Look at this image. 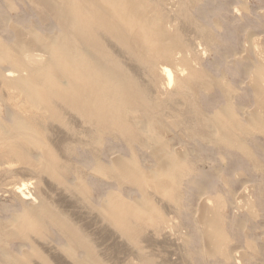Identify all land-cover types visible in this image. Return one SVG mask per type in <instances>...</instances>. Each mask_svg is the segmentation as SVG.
<instances>
[{
    "label": "rangeland",
    "instance_id": "rangeland-1",
    "mask_svg": "<svg viewBox=\"0 0 264 264\" xmlns=\"http://www.w3.org/2000/svg\"><path fill=\"white\" fill-rule=\"evenodd\" d=\"M167 1V5L161 9L165 28L167 27L169 36L173 37L177 46L180 47L182 43L184 45V50H181V47L180 49L178 47L180 51L176 48L174 50L176 51L174 55L179 51L178 55L181 57L175 60L176 63L173 60V64L167 66L172 76L171 86L164 87L167 90L157 91L158 83L165 80L159 76L154 80L146 68L141 67V64H135V66L141 67V70L138 66L134 68L135 66L132 65L134 61L128 65L133 70L129 67L126 69L127 76H134H131L130 79L135 83H137V79L139 80L136 86L139 88L138 91L142 89L139 93L148 103L149 111L146 112V115L142 110L141 113L135 114L138 122H144V124H138L141 129L136 130L133 124L127 120V130L106 129L101 137L94 138L95 133L92 125L89 126L92 131L90 137L84 128L88 125L81 123L79 118H74L77 116L73 117L67 112L65 114L63 110L59 109V113L60 111L63 113L60 115L61 119L55 121L50 119L45 122L43 140L49 143L45 146L47 149L50 147L48 150L55 158L57 168L59 167L58 169H62L61 171L66 174L62 173L66 177H63L64 179L60 177L64 181L63 184L59 179L56 181L48 175L47 177L41 169L39 170V167L32 166L31 160L35 157L36 152H30V156L26 159L14 157L4 146L2 147L4 143L1 141L4 140L0 139V264H38L39 262L40 264H74L73 259L83 256L80 251L71 253L63 250V234L56 228L49 231L47 229L45 234L42 231L40 236V230L37 232L38 229L37 233L27 230V234L29 231L31 232L22 238L26 236L28 239L30 236L28 239L30 241L26 238L23 242L18 239L10 240V238V241L6 240L7 233L13 231L11 221L14 215L22 213L23 209L33 208L35 205H33L32 199L23 200L19 194L14 192L22 183L24 185L28 183L25 194H29V198H36L35 201L41 199L48 206L52 204L56 210L58 209L55 211L51 206L55 213L60 211V208L62 211L58 212L59 217L64 221L66 219V222L69 218L68 224L72 227L75 225L81 227L82 234L80 233L82 230L77 229V226L74 229L82 235V238L86 234L90 235L91 239L87 235L85 236L89 242L84 241L88 242L87 246L93 257L103 261L99 260L100 264H264V106H262L264 104V98H262L264 97V0ZM151 2L152 4L156 3L155 0H151ZM184 4L187 6V11H185ZM166 7L167 9H165ZM180 9L184 10L186 14H181L183 11L180 12ZM12 25L24 29L31 28L44 34L55 31V28L49 23L41 25L37 22V17L31 12V7L26 0H0V42L5 45L11 43L10 32L13 27H10ZM112 55L115 56L116 61L118 60L120 70L125 72V67H127L125 65L129 58L127 57L128 60H126V57L122 58L124 54L116 55L113 51ZM119 59L122 61L120 62ZM186 63L189 66L185 65ZM0 71L2 74H7L9 67L5 64L0 65ZM140 75L141 77H138ZM142 78L150 80H146V82ZM187 85H192L191 91H194V88L196 92L192 93ZM258 86L261 91L263 90L261 96ZM1 87L0 82V118L9 122L13 117L11 105L20 104L22 98L16 90L4 91L5 89ZM177 87L178 89H176ZM255 87L258 88V91L255 90ZM256 92L259 94L255 95ZM159 95L164 97L163 102ZM8 96L13 98L11 100L13 103L8 101ZM159 99L162 100L158 101ZM166 99L167 101H165ZM15 100L20 101L16 102ZM168 100L171 101L168 102ZM227 113L229 116L226 115ZM222 116L223 118H221ZM219 117L222 121L225 120L224 123L219 120ZM168 118L173 126H170ZM65 120L67 123H64ZM58 121H63V124L58 125L59 128L57 127ZM74 121L75 123H73ZM212 122L217 125H212ZM160 123L162 126L158 125ZM220 123L222 129H220ZM61 125L70 129L63 128L61 131ZM78 126L80 127L78 128ZM209 129H211L210 133ZM229 131L231 132L229 133ZM67 132L73 135H69ZM73 132L77 137L81 135L79 139ZM225 132L228 134L223 135ZM232 133L235 134V137ZM226 136L229 137L228 140ZM156 138L160 139L163 147ZM149 140L153 141L152 145ZM157 143L163 148L161 155H158L161 157L167 155L165 157H170L167 158L170 163L164 174H158V180L156 179L157 173L151 175L157 181L149 177L153 181H151L152 185L154 183V186H151L146 175L150 172L154 173L158 168L156 159L160 157L152 153L157 149ZM116 158L122 162L127 161V165L129 162L131 166L133 165V168L129 165L128 172L133 171L132 169L135 172V168L138 169L137 172L142 171L144 174L141 173L145 175L143 178L148 179L150 188L145 179L142 183L139 181L137 184L135 176L133 181H123L126 176H129L128 172L127 175L125 173H118L120 176L117 173L114 174L113 163L116 162ZM178 158H181L180 162ZM99 162L103 165V171H98L96 167ZM22 167L27 168V173ZM31 172L32 174H30ZM137 172L131 173L135 175ZM165 174L172 175V177L166 178ZM132 176L131 178H133ZM136 176V179H139V173ZM131 178L130 180H132ZM160 179L164 181H160ZM155 182H161V184L166 182L164 191L160 192L161 190L157 188L161 185ZM156 184L159 186L155 187ZM81 185L84 190L77 188L75 192L76 187H81ZM162 187L161 189H163ZM85 194L87 195L85 196ZM114 196L124 201L128 200L127 202L130 204L139 201L138 203L142 205L143 202L142 209L144 210H139L140 212L136 213V217L139 216L140 220L137 218L139 220L137 221L133 218L129 221L131 224L128 227L131 226V229L127 228L128 230L122 232L111 224L112 222L108 223L110 221L107 219L102 220L104 228L99 226L101 220L97 219V217L99 218L96 210L97 205L102 199ZM99 197L100 199H98ZM55 202L60 205L57 206ZM29 204L33 206H29ZM23 205L25 206L23 207ZM61 205L65 207L63 208ZM36 206L38 205L36 204ZM74 212L76 213L74 214ZM87 212L91 214H87ZM66 213L67 215H65ZM144 217L147 219L143 220ZM24 232L26 233V231ZM19 233L22 235L23 232ZM85 237L84 239H86ZM28 242L34 243H30L31 246ZM46 242L47 244H45ZM15 259L18 260V263H14ZM71 261L74 262L71 263Z\"/></svg>",
    "mask_w": 264,
    "mask_h": 264
},
{
    "label": "bare ground",
    "instance_id": "bare-ground-1",
    "mask_svg": "<svg viewBox=\"0 0 264 264\" xmlns=\"http://www.w3.org/2000/svg\"><path fill=\"white\" fill-rule=\"evenodd\" d=\"M26 2L29 3V5L31 7V12H33L35 14V16L37 17V22L41 25L49 23V25H51L52 27L55 28V31L53 33H50V34H44V33H39V32H37L31 28L24 29V28H18V26L16 27L15 25H14L15 27H13V25H12L11 27L9 26L10 28L13 27L11 29V32H10L11 43L8 45H5V44L0 42V65L5 64L9 67V72L7 74H2L0 71V82L2 84V87L5 89L4 91L9 90V89L10 90H16L22 98V100L19 98L21 100V102H19L20 104H18V105L12 104L10 107L11 114L13 116L11 118V121L5 122L0 118V139L4 140V141H1L4 143V145L2 144V147L4 146L5 149H7V151L10 152V154H12L14 157H17V158L20 157L21 159H26L30 156V152H32V153L36 152L35 157L31 160V163H33L32 166H35L36 168L39 167V170L41 169L46 174V176L48 175L49 177H51V179H55L56 181L59 179V180H61V183H62L64 181L62 179H60V177L63 178V177H65L66 174H65V172L61 171L62 169L59 170L58 169L59 167L57 168V163L54 160L55 158L52 156V154L48 150L50 147L47 149L45 146V144L49 145V143H46L45 140H43V135L45 132L44 131L45 129L43 127H44L45 122H47L50 119H52V120L54 119V121L59 120V119H61L60 115H63V113L66 114V112H67L68 115L70 113L71 115H73V117L77 116L74 118H76V119L79 118L81 120V123L83 122L85 125H88L86 127L84 126V128H85L86 134H88V135L90 134V137L92 136V134H91L92 131H91V128H89V126L91 127V125H92L94 128V133H95L94 138L101 137L106 129L107 130L108 129L109 130L118 129L121 131L127 130L126 129L127 120H129L133 124V127L136 130H138V128L141 129V127L138 126V124L140 122L137 121L135 114L141 113V110H142L143 112H145V115H146V112L149 111L147 109L148 103L146 102L147 100L145 99L146 100L145 101L143 96L139 93V91H141L142 89L138 91L139 88H137V86H136V84L138 83L139 80L138 79L136 80V78H135V80L137 81V83H135L132 79H130V77L133 75H131L130 77L127 76L126 72H128V71H126V69L129 67L128 65L134 61L135 63L133 62L134 64L132 63V65L135 66L136 63H138V65L141 64V67L142 66L145 67L147 72L152 75L154 80L157 79L158 76L162 77L165 81L159 82L158 86L155 85L156 90L159 92H160V90L161 91L167 90L164 87H169L170 83L172 82V80H171L172 76L170 75V72H169L170 70L168 69L169 67H167V66L173 64V62L179 57V55H178L179 54L178 52L180 51L179 49L181 47V50H182L184 45L180 41L182 43V45L180 43L181 46L180 47L177 46L175 44L176 42L173 39V37L171 38L169 36L168 31L166 29L167 27L165 28L164 15L162 14L161 9L167 5L166 4V2H168L167 0H155V2H156L155 4H152L151 0H26ZM169 3H170V1H169ZM172 4H174V2ZM181 5H183V4H181ZM23 6H24V4H23ZM184 6H185V4H184ZM186 7L187 6H185V8ZM182 8L184 9V7H182ZM165 9H167V7ZM182 11L183 12L187 11V8L185 11L181 10L180 12H182ZM183 12L181 14L185 15L186 12L185 13H183ZM26 13H27V11H26ZM28 14H29V12H28ZM237 15H238V13H237ZM182 18H183V16H182ZM174 23H176V22H174ZM185 24H186V22H185ZM212 25H214V24H212ZM210 38H212V37H210ZM177 42H178V40H177ZM178 47H179V49H178ZM175 48L177 50H179L176 54L177 56L174 55L176 53V51H174V50H176ZM112 51L116 55H118V54L123 55L124 54V57H122V58L126 57L125 58L126 60H128L127 57L129 58V61H127V65H125V66H127V67H125V72H122L120 70V68L118 67V64H119L117 62L118 60L116 61L115 56L112 55ZM36 53H38V54H36ZM117 59H118V57H117ZM119 60H120V62L122 61L121 59H119ZM128 62H130V63H128ZM175 63H176V61H175ZM123 64H124V62H123ZM132 65H130V66H132ZM138 65H136V66H138ZM185 65H187V63ZM136 66L134 68H137ZM187 66H189V65H187ZM129 68H131V67H129ZM138 68H139V66H138ZM140 68H139V70H141ZM122 70H123V68H122ZM134 71L136 73V70H134ZM134 71H133V73H134ZM130 72H131V70H130ZM143 72L147 73L146 71H143ZM135 73H134V75H135ZM182 73L184 74V72H182ZM177 76H178V74H177ZM138 77H141V75ZM183 78H185V77H183ZM142 79H144V78H142ZM146 80H148V78ZM140 82L143 83V81H140ZM178 82H179V80H178ZM181 82H182V80L180 81V83ZM190 82H191V80H190ZM144 84H145V82H144ZM181 85H182V83H181ZM257 85H259V83ZM139 86H140V84H139ZM184 86H185V84H184ZM184 86H183V89H184ZM189 86H188V88H190V91H191L192 85H189ZM185 88H186V86H185ZM255 88H256L255 90L258 91L259 86H258V88L257 87H255ZM176 89H178V87ZM146 90H147V88H146ZM193 90L194 91H191L192 93L196 92V90L194 88H193ZM2 91H3V89H2ZM259 91H261L260 88H259ZM262 91L260 94L256 92L255 95L259 94L261 96ZM8 92H10V91H8ZM11 92H13V91H11ZM151 95H153V94L151 93ZM14 96H16L15 93H14ZM20 96H18V97H20ZM154 96H155V94H154ZM10 97H12V96H10ZM8 98H9V96H8ZM8 98H6V99H8ZM160 98L163 99L164 97L160 96ZM262 98H264V97H262ZM11 100H13V98H9L8 101H11ZM20 100H15V101L17 102ZM154 100H152V101L155 102ZM161 100L159 99L158 101H161ZM163 101H164V99L162 100V102ZM165 101H167V99ZM169 101H171V100H168V102ZM177 101H179L178 98H177ZM260 101H263V100H260ZM177 103H179V102H177ZM167 104H169V103H167ZM157 105H160V104H157ZM155 106H156V104H155ZM262 106H264V104ZM160 107H157V108H160ZM59 109L63 110L64 112L62 113V111H60V113H59V111H58ZM182 111H184V110H182ZM219 113H220V111L217 114L219 115ZM228 113L226 115L229 116ZM217 114H215V116H217ZM221 115H223V114H221ZM64 118H65V116H64ZM67 118H69V117H67ZM221 118H223V116ZM145 119H143V120H145ZM254 119H256V118H254ZM219 120H221L220 117H219ZM65 121L66 122H64V123H67V120H65ZM69 121L71 122V120H69ZM224 121H222V122L224 123ZM227 121H226V123H227ZM62 122L63 121H60V122L58 121L57 127L60 123L63 124ZM168 122H169V118H168ZM73 123H75V121ZM142 123L144 124V122H141L140 124H142ZM170 123H171V121L169 122V124ZM49 124H50V122H49ZM207 124L209 126V123H207ZM215 124H213V122H212V125H215ZM158 125L162 126L161 123ZM54 126H56V125L54 124ZM170 126H173L172 123ZM219 126H220V129H222L221 123ZM60 127H62V125ZM79 127L80 126H78V128ZM163 127H164V125H163ZM63 128H64V125L61 128V131ZM156 128H158V127H156ZM64 129H66V128H64ZM67 129H70V128H67ZM72 129H73V127H72ZM87 129H90V130H87ZM149 129H151V128H149ZM144 130H145V128H144ZM53 131H54V129H53ZM158 131L160 132L161 130H158ZM210 131H211V129H209V133H210ZM223 132H224V130H223ZM230 132L231 131H229V133ZM65 134H66V131H65ZM67 134H69V133L67 132ZM221 134H223V133H221ZM225 134H228V133L225 132L223 135H225ZM232 134L235 137V134L234 133H232ZM50 135H52V134H50ZM69 135H73V134L70 133ZM158 135H160V134H158ZM115 136H116V134H115ZM164 136H166V135H164ZM76 137H77V135H76ZM76 137H73V138H76ZM79 137H77V139H79ZM231 137H233V136L231 135ZM106 138H108V137H106ZM153 138H154V136H153ZM226 138H227V136H226ZM228 139H229V137L227 138V140ZM156 140H157V138H156ZM159 140H157L158 143H160ZM233 141L234 140H232V142ZM149 142H151V141L149 140ZM152 143H153V141L151 142V145H152ZM160 145H161V147L164 146V145L162 146L161 143H160ZM160 145L158 144L157 145L158 147L155 146L157 149L154 148L156 150L152 152L153 154H156V155L160 154L161 155V150L163 148H161ZM101 146H102V144H101ZM159 147H160V149H159ZM86 151H87V149H86ZM159 151H160V153H159ZM162 152H163V150H162ZM5 154H6V152H5ZM60 154H62V153H60ZM164 155H162V156H164ZM73 156H74V154H73ZM165 156H167V155H165ZM165 156L164 157L159 156L160 158L156 159V162H157L156 166H158V168H157V170L155 168L156 171L154 173H152V172L148 173L149 176H148V174L146 175L149 180L145 179L146 177L143 178V176H145V175H143L144 173L142 171L137 172L136 170H138V169L135 168V172H134V169H132L133 165L131 166L130 162L127 165V161H126L127 159L125 160L126 162H122L119 158H116V162L113 163V165H114L113 166V170H114L113 172H114V174L117 173V175H119L118 173H120V174L125 173L127 175V172L129 171L130 167H132L131 169L133 171L130 170V172H128L129 176L130 175L132 176L136 172H137V174L133 175L132 176L133 178H131V176L129 177V176H126L124 174V177L126 176V178H124L122 176L124 178V179L122 178L123 181H125V180L133 181L134 176H135V180L137 181V184H139L138 183L139 181H141L140 183H142V181L145 179L146 182H147V180H148V182H150L151 186H154V183L152 185L153 181L151 179L154 177H151V175L153 176V174L156 175V173H157V175H156V179H157L158 174H160V173L164 174L167 167L169 166L170 160L167 158H170V157H165ZM60 158H62V157H60ZM117 159H119V161H117ZM172 160L174 161V159H172ZM180 160H181V158L179 159V162H180ZM28 161H30V160H28ZM58 164H59V162H58ZM129 165H130V167H129ZM96 167H97L98 171L99 170L103 171L102 163H100V162L97 163ZM176 167H177V164H176ZM22 168H24V167H22ZM30 168H32V167H30ZM7 169H9V168H7ZM11 169H12V167H11ZM39 170H38V172H39ZM170 170H171V168H170ZM38 172H37V174H38ZM131 172L132 173L134 172V173L132 174ZM175 172H176V170H175ZM26 173H27V170H26ZM62 173L65 175L63 176ZM138 173H139L138 178L139 179L143 178L142 180L136 179V177H137L136 175H138ZM30 174H32V172ZM141 174H142V176H141ZM166 174H165V176L167 178L169 175H166ZM113 176H115V175H113ZM56 177H57V179H56ZM149 177H151V178H149ZM163 177H164V175H163ZM169 177L171 178L172 175ZM130 178L132 180H130ZM174 178H176V177H174ZM41 179H42V176H41ZM43 179H44V177H43ZM156 179L154 178L155 181L158 180V179L157 180ZM78 180H79V178H78ZM136 181H134V182H136ZM160 181H164V180L160 179ZM148 182H147V184H148ZM155 183H157V184L159 183L161 186H163L162 187L163 189H161V186L158 187L159 185L158 186H157V184L155 185V187L156 186L158 187L157 188L158 190H161L160 192H162V190L164 191V183H166V182H164V183L162 182V184H161V182H155ZM27 184L24 185L22 183L19 187H17L14 190V192L19 194L23 200L24 199L25 200L32 199L33 205L37 204L38 206L35 207V205H34L33 208L30 207L29 209H23L22 213L14 215V218H12V221H11L13 231L11 230L12 232L7 233L8 238H6V240L7 239L9 240V238H10V240L18 239L19 241L23 242L25 240V238L27 239L26 236H25V238H22L24 235L27 234V230H32L33 232H36V230L38 229L37 232L39 230L41 232V233L39 232V236H40V235H42L43 232L45 234V231L47 229H48L47 231H49L50 229L56 228L57 230H59V232H61L63 234V241H64L63 242V250L69 251L71 253H75V251H80V253H82V255H83L82 257L73 259L76 264H100V262H99L100 259L99 260L95 259L93 257V255L91 254L89 247L87 246V243L89 242L87 239L90 238L89 237L90 235L88 236V234H86L87 233L86 232L84 234H86L88 238L85 237L86 235L83 236V238H82V235H80L79 232L75 230L76 229L75 227L77 226V229L82 230V232L80 231L81 234L83 233V229L81 227L79 228L78 225H75V223H73V222H71V223H73L75 226L74 227L70 226L68 224L70 221L69 218H68V221L66 222V219L64 221V219L59 217L58 212L62 211L60 208H59L60 211L57 212L58 213V215H57V213H55V211H57L58 209L56 210L52 204L51 205L49 204V206H48V204L43 202L41 199H37V201H35L36 198L35 199L29 198L30 195L25 194V188H26ZM46 184H47V182H46ZM64 184H66V183H64ZM150 184H148L149 188H150ZM78 185H80V184H78ZM82 185H81V187L80 186L76 187L75 192L77 191V188H82ZM117 185H118V183H117ZM166 185H168V184H166ZM52 186H54V185H52ZM60 187H63V186H60ZM84 187H85V184H84ZM168 187H170V185H168ZM42 188H44V187H42ZM138 188H139V186H138ZM70 189H72V187ZM82 189L84 190V188H82ZM82 189H81V191H82ZM165 189L167 190L168 188L166 187ZM47 190H49V189H47ZM82 192L84 194V191H82ZM153 193H154V191H153ZM58 195H59V193H58ZM61 195H62V193H61ZM86 195L87 194H85V196ZM142 196H144V195H142ZM241 196H242V194H241ZM63 197H65V196H63ZM98 199H100V197ZM117 199H119V198H117V196L116 197L115 196L114 197H107V198L102 199L100 201V204L97 205L96 210H97L98 215H99V218L97 217V219H99V221L101 220L100 221L101 224L99 225L100 227L104 228L102 226V223H103L102 220L107 219L108 221H110V222H108L106 220L108 223L112 222L111 224H113L118 230L123 232V231H126L127 228L131 229V226L128 227V225L131 224V223H129V221H131L133 218L137 219L139 216L136 217V213H139L140 211L144 210V209H142L143 208L142 207L143 202H142V205H141V203H138L139 201L137 203L135 202L133 204H130L127 202L128 200L124 201L121 199H119V200H117ZM55 204H56V202H55ZM33 205L29 204V206H33ZM59 205L60 204H58L57 206H59ZM24 206L25 205H23V207ZM51 206H52V209L53 208L55 209V211H53L51 209ZM61 207H63V206L61 205ZM134 208L136 211L137 210L138 211L136 212L134 210ZM85 209H87V208H85ZM75 213L76 212H74V214ZM88 213L89 212H87V214ZM61 214H62V212H61ZM61 214H60V216H62ZM89 214H91V213H89ZM65 215H67V213ZM145 218L146 217H144L142 219L144 220ZM138 219H137V221L140 220V219L139 220ZM143 220H141V221H143ZM132 222H134V221H132ZM110 226H112V225H110ZM6 228H8V227H6ZM112 228H113V226H112ZM57 230H56V232H57ZM116 230H114V231H116ZM24 231H26V233ZM84 231H86V229ZM19 232H23L24 234L22 233V235H20ZM30 232L31 231H29V233ZM105 232H106V230H105ZM36 233H34V234H36ZM29 237H28V239H29ZM84 237L86 239H84ZM45 240H47V239H45ZM84 240H87L88 242L84 241ZM28 241H30V240H28ZM9 243H13V242H9ZM30 243H32V242H30ZM98 243H100V242H98ZM32 244H30V245L32 246ZM45 244H47V242ZM90 246H93V245H90ZM34 247H36V245ZM40 251H42V250H40ZM95 253H97V252H95ZM42 255H44V254L42 253ZM30 258H31V256H30ZM105 259H104V261H105ZM14 261H15L14 263H18L17 259H15ZM73 262L71 261V263H73ZM101 262H103V261H101ZM48 263H50V262H48ZM147 263H149V262H147ZM38 264H40V262Z\"/></svg>",
    "mask_w": 264,
    "mask_h": 264
}]
</instances>
